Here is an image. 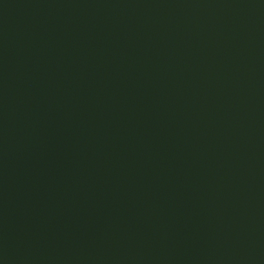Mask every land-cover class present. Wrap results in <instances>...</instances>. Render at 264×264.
<instances>
[{
	"label": "water",
	"instance_id": "water-1",
	"mask_svg": "<svg viewBox=\"0 0 264 264\" xmlns=\"http://www.w3.org/2000/svg\"><path fill=\"white\" fill-rule=\"evenodd\" d=\"M0 264H264V0H0Z\"/></svg>",
	"mask_w": 264,
	"mask_h": 264
}]
</instances>
